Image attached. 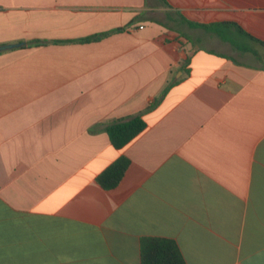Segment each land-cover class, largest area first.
I'll return each instance as SVG.
<instances>
[{"label":"crops","instance_id":"0c3cea01","mask_svg":"<svg viewBox=\"0 0 264 264\" xmlns=\"http://www.w3.org/2000/svg\"><path fill=\"white\" fill-rule=\"evenodd\" d=\"M253 39L264 0H0V264H141L148 238L187 264H264ZM135 116L116 149L106 127Z\"/></svg>","mask_w":264,"mask_h":264},{"label":"trees","instance_id":"16d2710c","mask_svg":"<svg viewBox=\"0 0 264 264\" xmlns=\"http://www.w3.org/2000/svg\"><path fill=\"white\" fill-rule=\"evenodd\" d=\"M215 26L216 25L205 26L204 28L216 31ZM107 34L108 33H103L79 41H96ZM253 40L264 46V42L257 39ZM145 128L146 122L141 117L135 116L129 120L116 121L108 125L106 127V132L111 144L116 149H122L142 133ZM128 165L129 160L125 156L120 157L98 175L97 182L104 189L109 190L115 188L121 182ZM141 264L187 263L173 241L163 238H148L143 241L141 247Z\"/></svg>","mask_w":264,"mask_h":264}]
</instances>
